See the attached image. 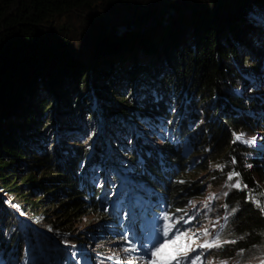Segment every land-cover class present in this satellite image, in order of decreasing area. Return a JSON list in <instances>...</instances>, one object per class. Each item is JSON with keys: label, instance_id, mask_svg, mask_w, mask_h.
<instances>
[{"label": "trees", "instance_id": "trees-1", "mask_svg": "<svg viewBox=\"0 0 264 264\" xmlns=\"http://www.w3.org/2000/svg\"><path fill=\"white\" fill-rule=\"evenodd\" d=\"M263 84L264 0H0V264L35 258L22 213L83 241L82 213L120 230L121 208L145 204L158 220L184 209L199 173L229 186L235 243L211 250L264 249L263 160L234 140L260 115L264 130Z\"/></svg>", "mask_w": 264, "mask_h": 264}, {"label": "rangeland", "instance_id": "rangeland-1", "mask_svg": "<svg viewBox=\"0 0 264 264\" xmlns=\"http://www.w3.org/2000/svg\"><path fill=\"white\" fill-rule=\"evenodd\" d=\"M59 18V15L56 16L55 23L58 22ZM82 39L83 37L79 36V38L77 39L78 42L76 43H80ZM83 59L86 60V57ZM86 67L88 70L87 64ZM81 88V90L85 91L86 87L81 86ZM260 88L264 92V84L261 85ZM247 91L248 88L243 89V87L239 86L237 92L245 94L247 93ZM91 92L93 93V91ZM93 96L94 98L91 103L95 109L99 101L94 94ZM98 109L99 106L97 107V110H92V115H94L95 112L100 113V109ZM262 117L263 115H260L256 118L255 121L257 126L255 127L254 132L250 134L241 133L243 134L245 140L255 137L256 143L246 144L243 140H240V142H242L246 145L247 148H249L247 150L249 152V156L246 159L247 161H251L250 155H253L257 151H260L259 157H261V159L263 160L261 162L264 165V149L259 150V148H264V130L263 128H261L260 121ZM93 119L94 118L92 116L89 117L86 121V124L91 121L93 122ZM196 122H201V119H197ZM96 125L102 126V122L98 121ZM236 135H239V133L234 134V140ZM152 139L158 141L159 135H155L154 137H152ZM91 147L92 145H89V148ZM250 148H253L251 149V153ZM249 164L253 165V162H249ZM207 175L208 174L206 173H199L198 178L202 179V185L196 191L197 194H195V196L187 195L184 199V209L179 212H173L176 217L183 216L185 220H187L189 217H195V219L191 220L190 223H184L183 221H181V223L177 226L182 231L190 230L188 233L189 236H191L193 232H196L198 234L205 228L209 229L210 235L207 237H200V239L196 240V244L203 243L205 239L211 240L216 236L218 232L221 234L220 240L222 242L228 240L227 233L223 234L222 232L224 229V225L227 222L225 221V217H228L229 215V205H227L224 201L223 198L225 196L223 195V193H228L229 186L228 184L226 186H222L220 184V186L214 187ZM120 179L124 180L123 177H121ZM262 185L264 187V182L262 183ZM213 193L216 194L217 198L209 200V197L212 196ZM206 202L208 203L207 208H205L204 206ZM104 204L105 205L103 206L106 210H112L116 208L113 207V203L108 202ZM119 208L120 207L118 206L117 209ZM131 212L132 211H130V209H124V207L121 208L119 216L120 221H123V227H121L120 230H118L115 225H110L107 222H99L100 225H92L97 224L94 221V215L90 212L82 213L81 216L77 218V220H72V222H74V232L78 234V236L83 235L85 239L83 241L77 242H71L67 241L66 238H61L60 235L55 231H50L49 229L38 225L36 222L34 223V221L27 218V216L22 213L19 216L20 219L25 222V224L23 223L24 231L22 229L21 232L25 233V230H27L26 225H31V231L32 233L33 231L35 233L32 245V258L33 256H35V258L33 259V261H31V264H117V260H109V256L116 257L120 261V264H127L129 260H134L135 264H148L149 256L145 246L154 245L159 239L156 231V222H154L152 218H149L148 216V213L153 212V206L143 204V207H140V209L138 208V211H136L137 218L134 222L133 218L135 214H132ZM162 216L163 215H161V217ZM214 223L216 224L215 228H213ZM221 225H223V227H221ZM112 229L116 230L112 231ZM37 232H41V235H38ZM42 236L45 238L44 242L46 241V244L41 243L43 242ZM125 236L127 237V240L124 239ZM40 237L42 238L40 239ZM65 241H67V243H65ZM129 241H131V244L136 245L135 251H125L126 248L131 247ZM193 247H195V245H193ZM73 252L76 253L75 257H73ZM201 252L204 253L205 261L211 260L213 261V264H220L221 261H228V264H260L261 261H264V249H262L261 247H258L253 251L251 249L239 251L238 254L233 255L232 257L220 255L216 252V250L201 248H196V251L191 252L189 255L195 256ZM16 261L17 264H20V262H18L19 260Z\"/></svg>", "mask_w": 264, "mask_h": 264}, {"label": "snow or ice", "instance_id": "snow-or-ice-1", "mask_svg": "<svg viewBox=\"0 0 264 264\" xmlns=\"http://www.w3.org/2000/svg\"><path fill=\"white\" fill-rule=\"evenodd\" d=\"M236 141L243 140L246 144H255L256 138L252 137L251 139H244L243 134H239L235 136ZM235 159L233 158V163ZM222 167V166H218ZM251 167V165H248ZM240 174L238 172L232 171L228 174V180L232 181L234 177H239ZM241 181L240 179H236L234 184L230 185L231 188L241 189ZM244 188H247V185H243ZM224 196H227L228 193H223ZM264 196V194H262ZM217 196L215 193L209 197V200L216 199ZM253 199H255L253 197ZM10 203V202H9ZM255 203L258 207L261 206V201L259 199H255ZM205 208L208 207V203H205ZM13 207H18L13 205ZM226 207V206H225ZM177 212L182 211L180 209L176 210ZM235 211V209H233ZM261 211L264 212V207H261ZM195 219V217H189L187 220L184 219L183 216L176 217L174 213H169L167 211L164 212L162 217H158L157 223V235L159 239L154 245L148 246L146 245V251L148 252L149 262L148 264H213V261L208 260L205 261L204 253L201 252L198 255L190 256L191 252H195L196 248L201 249H212L214 247H221L223 243H235V241H221L220 233L218 232L214 238L211 240L205 239L203 243L196 244V240L200 239V237H207L210 235L209 229L205 228L202 232L196 233L193 232L191 236H189L190 230L182 231L179 227H177L181 221L184 223H190L191 220ZM225 221H227V217H225ZM216 227V224H213V228ZM223 227V225H221ZM127 240V237H124ZM67 243V241H65ZM131 244V241H129ZM195 245V247H193ZM74 247V246H73ZM136 250V245L131 244V247L126 248V252H131ZM76 253L73 252V257H75ZM109 260L116 259L117 264H120V261L113 256L108 257ZM127 264H135L134 260H129ZM220 264H228V261H221ZM260 264H264V261H261Z\"/></svg>", "mask_w": 264, "mask_h": 264}]
</instances>
